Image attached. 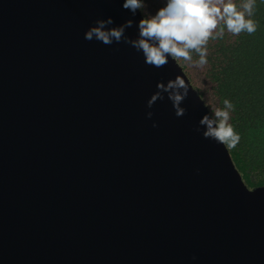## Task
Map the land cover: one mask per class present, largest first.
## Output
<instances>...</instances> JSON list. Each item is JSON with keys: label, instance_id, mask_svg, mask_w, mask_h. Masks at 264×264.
Returning <instances> with one entry per match:
<instances>
[{"label": "water", "instance_id": "obj_1", "mask_svg": "<svg viewBox=\"0 0 264 264\" xmlns=\"http://www.w3.org/2000/svg\"><path fill=\"white\" fill-rule=\"evenodd\" d=\"M121 4L0 0V264H264V185L196 131L211 112L179 62L84 39L141 18ZM177 74L184 116L148 108Z\"/></svg>", "mask_w": 264, "mask_h": 264}, {"label": "clouds", "instance_id": "obj_2", "mask_svg": "<svg viewBox=\"0 0 264 264\" xmlns=\"http://www.w3.org/2000/svg\"><path fill=\"white\" fill-rule=\"evenodd\" d=\"M158 5L150 10L149 0H122V8L132 17L139 12L138 21L127 19L116 24L111 16L96 19L84 32V39L98 41L104 45L121 42L131 46L142 55L146 65L162 68L170 61H185L203 68L208 63V44L210 40L223 39L225 30L234 36L241 33L249 35L257 31V22L252 19L256 0H155ZM142 10H144L142 12ZM135 23L137 34L134 38L126 30ZM198 59H194V55ZM155 91L147 101L152 108L157 100H164L165 94L171 101L177 117L184 116L182 106L188 97L190 87L182 75L166 83L157 82ZM235 110L233 103L224 99L223 107L216 108L213 114L205 113L199 120L197 132L201 129L205 139L233 149L240 141V135L230 123V113ZM149 111L147 117L152 118ZM153 123V127H156ZM195 259V257L193 258Z\"/></svg>", "mask_w": 264, "mask_h": 264}, {"label": "trees", "instance_id": "obj_3", "mask_svg": "<svg viewBox=\"0 0 264 264\" xmlns=\"http://www.w3.org/2000/svg\"><path fill=\"white\" fill-rule=\"evenodd\" d=\"M157 6L149 0L150 10ZM254 12L257 31L234 36L225 30L223 39L210 40L203 68L178 61L211 114L224 99L233 103L230 123L240 141L229 152L249 188L264 185V0H256Z\"/></svg>", "mask_w": 264, "mask_h": 264}, {"label": "rangeland", "instance_id": "obj_4", "mask_svg": "<svg viewBox=\"0 0 264 264\" xmlns=\"http://www.w3.org/2000/svg\"><path fill=\"white\" fill-rule=\"evenodd\" d=\"M180 64V63H179ZM181 65V64H180ZM186 73V72H185ZM193 85V84H192ZM205 101V100H204ZM206 103V102H205ZM208 106V105H207ZM209 108V107H208ZM210 110V109H209Z\"/></svg>", "mask_w": 264, "mask_h": 264}]
</instances>
